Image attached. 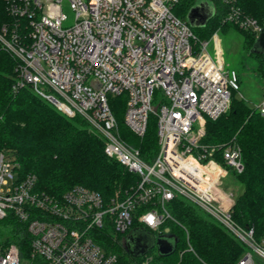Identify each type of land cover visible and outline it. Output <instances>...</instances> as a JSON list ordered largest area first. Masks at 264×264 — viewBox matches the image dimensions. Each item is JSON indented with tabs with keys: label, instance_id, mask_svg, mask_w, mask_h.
<instances>
[{
	"label": "built area",
	"instance_id": "built-area-1",
	"mask_svg": "<svg viewBox=\"0 0 264 264\" xmlns=\"http://www.w3.org/2000/svg\"><path fill=\"white\" fill-rule=\"evenodd\" d=\"M6 1L16 20L0 28V50L15 60L12 90L30 86L65 115L82 117L103 137L107 156L136 180L108 199L82 185L56 195L38 189L37 176L23 173L14 154L0 150V220L17 221L29 237V250L0 242V264H122L121 254L133 256L125 238L136 224L156 238L167 234V222L180 224L169 208L177 196L244 244L236 264H264V236L235 221L233 201L218 187L229 169L243 172L241 147L235 137L203 140L207 120L225 113L240 90L217 35L213 56L209 42L174 13L179 0ZM220 1L225 21L260 34L263 25L238 0ZM65 2L74 12L69 26ZM156 90L163 97L154 104ZM117 95L126 97L124 122L135 136L143 138L155 116L152 158L121 136L110 103ZM254 107L264 116V96ZM106 232L114 235L111 245L101 236ZM130 263L162 264L149 251Z\"/></svg>",
	"mask_w": 264,
	"mask_h": 264
},
{
	"label": "trees",
	"instance_id": "trees-1",
	"mask_svg": "<svg viewBox=\"0 0 264 264\" xmlns=\"http://www.w3.org/2000/svg\"><path fill=\"white\" fill-rule=\"evenodd\" d=\"M197 1L179 0L174 6V13L185 19ZM209 1L215 6L214 16L205 26L193 28L200 41L211 35V28L213 30L228 23L224 20V4L220 0ZM237 5L264 25V0H238ZM15 20L8 11L7 1L0 0V28L5 23L12 25ZM239 29L250 49L256 35L241 27ZM254 56L257 75L264 79V54ZM14 67L15 60L1 49L0 150L11 151L23 173L37 176L38 189L62 195L69 188L82 185L108 199L117 189L126 188L136 180V176L117 159L107 156L103 137L93 131L82 117L65 115L30 86L14 92ZM110 103L121 136L139 147L143 158H152L158 150L155 116L150 117L146 135L139 138L124 122L125 95L112 96ZM233 137L241 147L244 170L234 173L242 190L231 207V213L238 224L254 228L255 236L260 238L264 236V116L238 92H233L231 105L225 113L216 120H207L203 140L217 143ZM169 208L181 225L172 221L166 223L169 233L177 241L173 253L156 256L158 262L236 264L245 252L244 244L234 234L187 199L177 196L170 202ZM133 229L153 234L143 225L136 224ZM101 236L107 244L113 243L114 235L110 232ZM0 242H16L29 250V237L13 219L0 220ZM114 246L122 250L117 244ZM133 257L139 260V257L121 254L122 264H131Z\"/></svg>",
	"mask_w": 264,
	"mask_h": 264
},
{
	"label": "rangeland",
	"instance_id": "rangeland-1",
	"mask_svg": "<svg viewBox=\"0 0 264 264\" xmlns=\"http://www.w3.org/2000/svg\"><path fill=\"white\" fill-rule=\"evenodd\" d=\"M64 9L69 17L64 25H72L74 23V12L67 2H65ZM215 28L216 27H214L213 30L211 28V35L206 39L209 42V52L215 56V35H217V38L220 39L225 67L230 70L234 69L238 74L240 81V90L238 94L244 97L247 103L252 107L259 105L264 96V79L257 75V60L247 46L245 35L240 31L239 27L231 21ZM162 97L163 92L161 90H156L154 104H157ZM228 172L229 174L227 177L221 178L218 187L224 194L230 195L234 203L237 195L242 190V186L235 178L232 169H229ZM149 252L155 256L159 255L156 245L152 246ZM159 263L161 262L159 261Z\"/></svg>",
	"mask_w": 264,
	"mask_h": 264
},
{
	"label": "water",
	"instance_id": "water-1",
	"mask_svg": "<svg viewBox=\"0 0 264 264\" xmlns=\"http://www.w3.org/2000/svg\"><path fill=\"white\" fill-rule=\"evenodd\" d=\"M215 14V6L209 0H198L188 11L186 21L193 28L205 26ZM253 54H264V25L260 34L256 37L252 47ZM167 234L157 237L147 234L143 230L133 229L125 238L126 249L136 257L142 256L154 245L158 247L161 255H169L174 252L176 237L169 233L170 228H166Z\"/></svg>",
	"mask_w": 264,
	"mask_h": 264
},
{
	"label": "flooded vegetation",
	"instance_id": "flooded-vegetation-1",
	"mask_svg": "<svg viewBox=\"0 0 264 264\" xmlns=\"http://www.w3.org/2000/svg\"><path fill=\"white\" fill-rule=\"evenodd\" d=\"M128 234H129V233H128ZM128 234H127V235H128ZM153 246H155L154 243H153Z\"/></svg>",
	"mask_w": 264,
	"mask_h": 264
}]
</instances>
